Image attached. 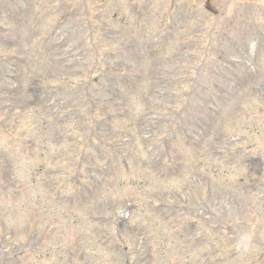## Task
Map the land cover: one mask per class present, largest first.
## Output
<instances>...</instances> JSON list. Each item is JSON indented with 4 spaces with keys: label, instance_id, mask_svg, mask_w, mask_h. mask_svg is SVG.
<instances>
[{
    "label": "rangeland",
    "instance_id": "1",
    "mask_svg": "<svg viewBox=\"0 0 264 264\" xmlns=\"http://www.w3.org/2000/svg\"><path fill=\"white\" fill-rule=\"evenodd\" d=\"M189 252L264 264V0H0V264Z\"/></svg>",
    "mask_w": 264,
    "mask_h": 264
}]
</instances>
